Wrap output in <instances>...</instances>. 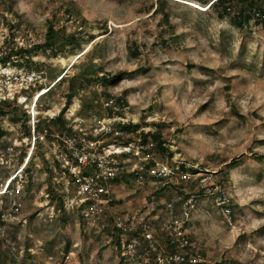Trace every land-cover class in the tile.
<instances>
[{"label": "rangeland", "instance_id": "obj_1", "mask_svg": "<svg viewBox=\"0 0 264 264\" xmlns=\"http://www.w3.org/2000/svg\"><path fill=\"white\" fill-rule=\"evenodd\" d=\"M187 1L0 0V264H264V18ZM50 24L53 48L17 52ZM69 136L119 152L102 211L79 200Z\"/></svg>", "mask_w": 264, "mask_h": 264}, {"label": "built area", "instance_id": "obj_2", "mask_svg": "<svg viewBox=\"0 0 264 264\" xmlns=\"http://www.w3.org/2000/svg\"><path fill=\"white\" fill-rule=\"evenodd\" d=\"M215 0H211L208 4L204 5L196 2L195 0L187 1L186 3L192 5L194 7H201V8H208ZM199 9V8H198ZM201 10V9H200ZM228 13H233L234 8L230 5H227ZM246 14L251 15L253 20H259L264 18V14L258 5H251L246 7L245 9ZM121 132H117V134ZM76 137H67L64 142L69 146L71 149L69 151L68 157L65 159L67 164V168L72 176V179L75 181L78 187V197L79 200L83 202H87V205L92 210H100L102 211L103 208L101 205L106 203H111L114 200L112 195L110 183L116 180V178L120 175L123 171L124 166L122 165V160L119 159V152L111 151L106 149H99L95 145L90 144H80L77 141ZM66 145V146H67ZM131 144L124 145V150H130ZM124 152V151H123ZM151 154H147L146 158H150ZM158 164V162H156ZM23 170V169H22ZM152 172L159 176H166L167 172L164 169H160L158 167H153ZM19 176V175H18ZM10 178L7 184V189L10 187L12 180L16 179ZM89 202V203H88ZM222 203H226V201L222 200ZM116 224L119 229L126 230L127 226L124 223L121 217L116 219ZM148 225L146 224L145 227ZM175 229L176 237L173 238L178 239V228ZM182 234V233H181ZM146 236L147 241L153 240V234L151 232H147L144 234ZM185 239V237L183 236ZM142 240V238H139ZM184 243L182 241L183 246H187L188 241L185 239ZM138 244L140 245V240H138ZM139 245L135 244L132 250H136V247ZM130 247V245H128ZM128 247V248H129ZM132 247V246H131ZM134 254V253H133ZM182 255H178V251L171 253L168 257V264H182L187 262V257Z\"/></svg>", "mask_w": 264, "mask_h": 264}, {"label": "trees", "instance_id": "obj_3", "mask_svg": "<svg viewBox=\"0 0 264 264\" xmlns=\"http://www.w3.org/2000/svg\"><path fill=\"white\" fill-rule=\"evenodd\" d=\"M199 2L201 3H204L205 5L208 4L211 0H198ZM236 0H215L211 6L209 7V9H213L214 11H216L218 13V15L220 17H224L225 15L228 14V11H227V5H230L234 8V2ZM243 2H245L246 0H242ZM243 5H246V7L248 6H251V5H256L252 0H248V2H245L243 3L240 7H239V10H238V14L237 15H233V20L235 21V24L237 25H241L242 24V21L244 20L245 22H250L253 20L252 16L251 15H248L246 14L245 12V6ZM262 10V9H261ZM158 10H156L157 12ZM262 12H264L262 10ZM60 38V37H58ZM71 38H75L74 35H71ZM56 29L54 28L53 24H50L49 25V30L46 34V41L43 45L41 46H32V47H21V49L17 52H20L22 55H27L28 57H31V55L35 52L38 51L39 48H41L42 46L43 47H46V48H53L56 44ZM16 51H12L8 54L7 57H5V59L3 60H9L10 57L12 55L15 54ZM111 79V77H110ZM117 79L116 76H114L111 80L112 81H115ZM4 100L3 99H0V104L3 102ZM1 108V106H0ZM2 113H4V111L2 110L1 111ZM51 123H53V125H56L58 124L59 126L62 125V128L65 129L64 131H61L62 133L67 131V132H72L74 130H71V127H68L67 125V121L64 117V114L61 112L57 117H55L54 119H51L50 120ZM140 127V125L138 124H135V123H129V124H123L121 126V131H125V132H131L133 130H138V128ZM37 129V128H36ZM158 130V129H157ZM155 131L154 133H149V136H150V139L152 140V144L162 153H166L167 152V148H166V143L163 139V136H162V133L160 130L158 131ZM4 131L2 129H0V133L2 134ZM129 143V142H127ZM238 162L239 160H237L236 158L232 159L230 161V163H228V166L230 167H235L238 165ZM27 163L24 165V168L26 167ZM14 182V180H12V183ZM11 183V184H12ZM11 186V185H10Z\"/></svg>", "mask_w": 264, "mask_h": 264}, {"label": "bare ground", "instance_id": "obj_4", "mask_svg": "<svg viewBox=\"0 0 264 264\" xmlns=\"http://www.w3.org/2000/svg\"><path fill=\"white\" fill-rule=\"evenodd\" d=\"M192 5H195V4H192ZM196 7H197V5H196ZM201 10H203V9H201ZM48 88H44V92L42 93V94H40L39 95V97H38V99L42 96V95H44V94H46L47 92H49L50 90L48 89ZM38 99H37V101H38ZM22 100H24L25 101V97H23V99Z\"/></svg>", "mask_w": 264, "mask_h": 264}]
</instances>
